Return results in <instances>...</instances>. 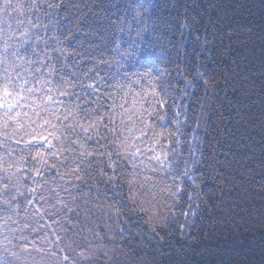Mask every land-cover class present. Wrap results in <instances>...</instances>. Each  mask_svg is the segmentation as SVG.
Instances as JSON below:
<instances>
[{
    "label": "snow or ice",
    "instance_id": "1",
    "mask_svg": "<svg viewBox=\"0 0 264 264\" xmlns=\"http://www.w3.org/2000/svg\"><path fill=\"white\" fill-rule=\"evenodd\" d=\"M86 15L69 0H0V264H123L117 256L126 254L125 247L145 243L146 229L133 234L121 227L125 244L117 248V233L99 221H118L125 209L139 212L147 216L151 240L164 226L161 221L179 215L187 221L202 212L197 201L203 181L196 164L185 161L181 168L173 147L180 145L189 120L187 105L176 104L174 116L168 114L173 81L157 85L150 79L152 101L142 85L139 91L132 88L138 81L127 91L117 83L112 87L123 91L117 102L114 93L100 90L101 82L106 87L108 82L92 75L95 65L76 61L69 70V57L84 53L67 51L75 33L61 39L62 22L75 19V31L82 32ZM106 18L95 21L97 31ZM208 45L206 34L201 53L210 58L214 49ZM135 75L151 78L152 72ZM205 77L198 69L196 79L207 85ZM194 87L186 81L181 91ZM244 87L234 91L245 94ZM199 128L197 116L194 137ZM233 156L227 168L210 165L229 195L232 182L241 179L229 170L241 163L237 153ZM254 183L264 192L261 180Z\"/></svg>",
    "mask_w": 264,
    "mask_h": 264
},
{
    "label": "trees",
    "instance_id": "2",
    "mask_svg": "<svg viewBox=\"0 0 264 264\" xmlns=\"http://www.w3.org/2000/svg\"><path fill=\"white\" fill-rule=\"evenodd\" d=\"M69 2L79 5L88 21L82 22V32L75 31V19L62 22L61 39L70 31L75 33L67 51L84 53L83 58L69 57V70L76 61L88 67L95 65L92 75L108 82L107 87L101 82L100 90L105 95L114 93L117 102L132 81H138L132 84L134 90L143 86L149 101L155 99L150 95V79L157 85L163 80L173 81L168 114L174 116L176 104L187 105L189 113L179 137L181 143L173 147L180 154V167L185 161L195 163L196 174L203 181L197 201L202 212L196 218L190 215L187 221L182 215L161 221L164 226H158L159 234L151 240V228L144 223L147 216L139 212L125 209L118 221H99L101 227L111 225L117 233V248L125 244L119 237L121 227L130 228L133 234L146 229L145 243L125 247L126 254L117 259L123 264H264V192L254 183V178L264 183V0ZM103 17H107L100 20L104 28L97 31L95 21ZM52 32L60 34L59 29ZM206 34L208 47L214 49L210 58L207 52L201 53ZM207 59L211 63H206ZM198 69L207 73V85L196 79ZM146 71L152 72L151 78L135 75ZM186 81H193L195 87L185 94L181 89ZM117 83L125 85L123 91L112 87ZM241 85H245V94L234 91ZM155 107L162 111L158 105ZM180 111L183 113L184 107ZM197 116L200 128L194 137ZM168 126L175 130L171 120ZM234 153L241 163H232L229 170L241 179L232 182L229 195L228 186L216 178L215 168L210 165L227 168ZM125 236L129 241L133 239L128 233ZM51 239L55 241V236Z\"/></svg>",
    "mask_w": 264,
    "mask_h": 264
}]
</instances>
